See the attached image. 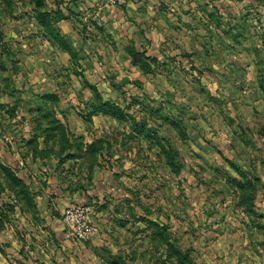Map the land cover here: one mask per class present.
<instances>
[{
    "label": "rangeland",
    "instance_id": "374dc122",
    "mask_svg": "<svg viewBox=\"0 0 264 264\" xmlns=\"http://www.w3.org/2000/svg\"><path fill=\"white\" fill-rule=\"evenodd\" d=\"M34 3L35 0H0V52L14 56L4 54L9 60H0V70L6 66L10 70L7 77L0 75V117L36 118L33 112L37 93L24 89L25 84H17L14 77L20 68L14 52L17 47L9 46L18 43L26 55L29 53L25 42L17 38L32 37L34 33ZM185 10L180 9V13H189V17L182 25L181 15L179 35L189 37L191 44L193 39L200 41V46L195 45L200 52L185 44L186 49L180 52L181 60L171 55L159 59L141 52L138 53L141 57L135 60L133 54L131 63L142 74L131 78L113 77L111 70L105 77L88 78L79 70L80 63L74 62L73 106L61 105V100L69 98V94L68 97L61 95L62 98L43 92L38 97L51 102L42 113L50 123L46 126L38 123L34 127L36 133L59 134V147L66 150L85 147L80 138L73 137L71 142L67 136H79L80 132H87L91 141L86 148L92 151L114 150L116 146L137 148L141 157L148 144L153 151L148 157H141L146 161V168L138 173L137 179L145 177L153 182L150 194L159 191L163 183L164 192L170 198L168 221L163 227L158 224V229L166 235L171 233L163 239L165 246H160L157 252L163 261L176 258L179 264L187 262L189 249L196 245L194 240L202 239L204 244H226V249L233 254L232 264H264V0H200L196 12ZM103 82L112 87L148 84L159 88L156 97L126 91L119 94L124 103L143 102L141 98L145 95V100L156 104L147 110L151 115L146 116L152 124L147 128L148 135H142L139 142L132 130H144L145 125L134 120L120 125L110 118L101 121L105 117L97 124L93 121L94 115L102 113L97 111L100 104L97 103L105 99L97 86ZM82 86L90 89V95L77 89ZM87 97L93 103L89 109H83L77 102ZM160 106L163 109L159 110ZM137 111L129 109L128 117L144 120L145 115ZM59 117H64L65 123ZM82 121L89 124L83 126ZM161 121L170 123L164 129L163 138L157 133ZM98 136L105 139L100 140ZM157 149L162 152L157 153ZM93 159L96 157L90 155L89 160ZM0 165L4 178L11 183L10 200L4 210L12 219L17 187L31 202L32 195L29 188L11 179L9 172L15 175L11 168ZM177 228L198 237H187L183 247L177 243ZM201 232L203 235L199 236ZM162 248L166 251L161 255Z\"/></svg>",
    "mask_w": 264,
    "mask_h": 264
},
{
    "label": "crops",
    "instance_id": "0c3cea01",
    "mask_svg": "<svg viewBox=\"0 0 264 264\" xmlns=\"http://www.w3.org/2000/svg\"><path fill=\"white\" fill-rule=\"evenodd\" d=\"M199 3L200 0H140L123 6H109L106 0H43L39 6L34 3V33L32 37L17 38L25 42L29 53L26 55L18 43L9 46L17 47L14 51L20 67L14 76L17 84H25L24 89L37 93L33 109L36 118L0 117V164L11 168L25 188L30 189L33 203L22 196L17 187L18 197L13 200V205L17 206L11 219V214L4 210L10 200L11 183L4 178L0 165V264H112L114 260L121 264H179L176 258L163 261L157 253L164 245L163 239L171 235L158 229V224L163 227L168 221L170 198L164 192L165 185L160 183L159 191L150 194L153 182L145 177L137 179L138 173L146 168V161L141 157H148L153 151L148 144L141 157L137 148L116 146L114 150L92 151L86 148L91 141L87 132H80L79 136H67L71 142L73 137L80 138L85 147L66 150L59 147V134L36 133L34 126L50 123L42 113L51 102L38 97L43 92L60 97L69 94V98L61 100V105L73 106L74 62L80 63L79 70L88 78L105 77L108 70L113 71V77L131 78L142 74L141 69L131 63L134 53L159 59L171 55L181 60L180 52L187 45H191L194 52H200L195 45L200 46L201 42L193 39L191 44L189 37H180L178 29L180 18L183 17V25L189 17L187 11L196 12ZM180 9H186L187 14L180 13ZM42 12L46 13L44 20L38 16ZM196 27L193 22V28ZM0 53L2 61L9 60L4 54L14 57L10 52ZM134 58L137 59L135 55ZM9 73V66H6L0 75L7 77ZM97 87L105 99L103 102L111 100L127 113L129 109L138 110L145 119L132 116L119 120L99 113L93 116L96 124L101 117L106 118L101 121L110 118L117 125L134 120L146 126L144 130H132L137 142L143 139L142 135H148L147 128L152 123L146 116L147 110H152L156 104L145 100L147 97L143 95V102H125L124 106V98L119 94L126 91L154 97L159 88L148 84L112 87L104 82ZM77 89L87 95L91 93L88 87ZM92 103L90 97L77 102L83 109H89ZM59 118L65 123L64 117ZM84 123L89 124L81 122ZM169 124L160 122L157 133L161 138ZM102 137L105 139V136H98V139ZM157 151L160 153L162 149ZM90 155L96 160L90 161ZM80 203L94 206L99 230L97 236L86 241L78 240L62 221L65 207ZM29 204H33L32 208L27 207ZM176 231L177 243L183 247L186 238L194 235L182 228ZM202 235L203 232L199 234ZM194 243L195 247L189 249V260L183 264L233 263V254L226 249V244H204L202 239ZM164 251L166 249L162 248L161 255Z\"/></svg>",
    "mask_w": 264,
    "mask_h": 264
},
{
    "label": "built area",
    "instance_id": "2783aa9c",
    "mask_svg": "<svg viewBox=\"0 0 264 264\" xmlns=\"http://www.w3.org/2000/svg\"><path fill=\"white\" fill-rule=\"evenodd\" d=\"M109 6H123L140 0H106ZM62 221L65 226L81 241L98 235L95 221V208L91 204H70L63 210Z\"/></svg>",
    "mask_w": 264,
    "mask_h": 264
},
{
    "label": "trees",
    "instance_id": "16d2710c",
    "mask_svg": "<svg viewBox=\"0 0 264 264\" xmlns=\"http://www.w3.org/2000/svg\"><path fill=\"white\" fill-rule=\"evenodd\" d=\"M42 3H43V0H35V4L38 5V6L42 5ZM45 15H46V13L42 12L39 16H41V19L44 20L43 16H45ZM134 55H135V57H137V59H138V57H141V55L138 54V52L134 53ZM137 59H135V60H137ZM97 111L98 112H102V113L107 114V115H111L112 117H115V118H117L119 120L125 119V118L128 117V113L125 111V109H123L119 105L113 104V103L108 102V101L100 102V106L97 107ZM9 173H10L11 179L13 181H15L16 184L22 185L23 188L25 187V185H23L22 180L17 178L12 172H9ZM23 191H25V189Z\"/></svg>",
    "mask_w": 264,
    "mask_h": 264
},
{
    "label": "water",
    "instance_id": "95a60500",
    "mask_svg": "<svg viewBox=\"0 0 264 264\" xmlns=\"http://www.w3.org/2000/svg\"><path fill=\"white\" fill-rule=\"evenodd\" d=\"M112 264H121L118 260H114Z\"/></svg>",
    "mask_w": 264,
    "mask_h": 264
}]
</instances>
